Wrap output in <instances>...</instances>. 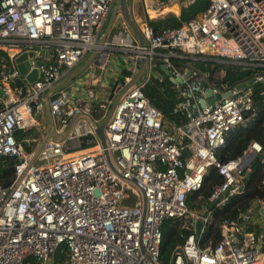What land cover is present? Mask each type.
<instances>
[{"label": "built area", "instance_id": "1", "mask_svg": "<svg viewBox=\"0 0 264 264\" xmlns=\"http://www.w3.org/2000/svg\"><path fill=\"white\" fill-rule=\"evenodd\" d=\"M163 1L186 6L195 0ZM114 3L0 0V88L5 95L0 98V159H14L10 182L0 184V264H52L58 249L64 253L59 264H163L162 226L171 218L181 221L182 238L172 264H264V195L236 218L223 219L216 242L203 240L213 222L212 208L243 192L255 157L264 161L257 141L235 159L217 158L230 133L257 114L252 87L208 83V69L180 64L192 59L264 68V0H208L202 13L159 31L146 18L139 26L144 46L128 40L130 29L120 14L112 27L121 37L99 42ZM28 51L33 52L28 71H39L33 83L14 61ZM42 51L47 56H40ZM113 51L131 56L128 74L116 78L110 92L91 85L78 94L61 86L45 99L87 53L105 54L108 64ZM142 57L147 59L145 74L123 93L104 128L109 163L92 119H103L112 96L135 75ZM38 60L42 65H36ZM160 64L182 79L171 87L179 98L173 113H182L185 121L172 127L165 126L163 113L143 91L152 79L162 80L156 70ZM252 78L264 81V72ZM208 90L221 98L201 106ZM45 103L54 135L33 159L35 150L27 151L14 134L40 125L36 116ZM211 167L222 182L208 197L198 195L196 207H188V193L200 190ZM262 187L264 192V178ZM198 220L202 225L195 234Z\"/></svg>", "mask_w": 264, "mask_h": 264}, {"label": "trees", "instance_id": "2", "mask_svg": "<svg viewBox=\"0 0 264 264\" xmlns=\"http://www.w3.org/2000/svg\"><path fill=\"white\" fill-rule=\"evenodd\" d=\"M208 0H195L188 3L186 6L180 5V12L170 14L169 16L159 20H148L149 24L159 31L166 27H178L188 21L191 17L196 16L207 8ZM152 12V11H151ZM264 41V39H263ZM4 54V53H2ZM174 60V59H173ZM179 63L180 60H175ZM183 61L182 63H184ZM180 63V64H182ZM198 64L206 65L208 67V83L225 82L229 85L238 84L252 78L256 73H261L264 68H250L233 64L211 63L208 61H196ZM184 65V64H182ZM158 72L162 71L156 67ZM219 71L224 72L222 76H216ZM127 71L119 79L127 75ZM172 83L168 78L163 80L152 79L144 88V93L149 97L153 106L157 107L164 115L174 123L185 121L182 113H173V107L178 102L177 91L173 89ZM252 87V95L257 106V114L246 125L236 127L228 136L225 144L217 151V158L219 161H226L235 159L241 156L247 149L249 143L253 141L259 142L264 148V100L262 93L264 92V81H256ZM17 142L21 143L27 151H32L38 144L41 136L40 132L31 127L28 129L17 130L14 134ZM14 159L2 157L0 159V184L7 185L13 176ZM264 178V161L261 156L257 160L252 161L249 172L245 178L243 192L231 197L222 207H213V222L208 225L204 232L203 240L212 239L216 242L220 238L219 223L223 219H233L237 215L251 206L259 198L264 195L262 187V179ZM223 177L218 173L215 167H211L203 179L199 191L188 193L186 197V204L188 207H193V201L197 200V196L201 195L206 198L211 193L212 187L221 183ZM180 220L166 219L162 226V242L160 246V255L163 264H167L173 249L182 242L179 236L181 230L179 229ZM184 231H190L185 229ZM64 258V253L58 249L53 253L52 264H59ZM30 264L34 261L30 260Z\"/></svg>", "mask_w": 264, "mask_h": 264}, {"label": "water", "instance_id": "3", "mask_svg": "<svg viewBox=\"0 0 264 264\" xmlns=\"http://www.w3.org/2000/svg\"><path fill=\"white\" fill-rule=\"evenodd\" d=\"M118 14H120V16L123 18L124 22L128 25L130 32L133 35H135L139 46H144L145 45L144 37L140 31L139 25L136 23L133 15L131 13L128 0H115L114 6H113L112 11L110 13V16L107 20L106 26H105V28H104L101 36H100V42H103L105 40V38L107 37V35H108V33L112 27L114 18ZM94 54H95V52H94ZM39 55L40 56H47V52L42 51V52H40ZM32 57H33V52L28 51V52L20 53L14 59L19 72L21 73V75H23L25 77V79L28 83H33L39 77V71L37 68H34V69L28 71V67L30 65V62L32 61ZM189 61H191L194 64L193 65H187L186 64V66L193 68V69H199L201 71L207 72L208 67L206 65L198 64V63H196V61H194L192 59H189ZM146 62H147V59L145 57H142L140 59V64H139L138 70L135 73V75L128 82L124 83V85L114 94V96H112L111 103H110L108 110H107L105 116L103 117V119L99 123L95 122L92 119V122L94 125V132H95L96 136L99 138L101 145L104 148V154H105L106 159L109 163H110V158H109L108 150L106 149V138H105V134H104V128L107 125V122L109 121V119H110V117H111V115L115 109V106L117 105V103H118L119 99L121 98V96L123 95V93L127 89H129L131 86L136 84L145 74ZM42 63L43 62L40 60L36 61V65H42ZM78 68H81V67H78ZM159 68L162 71L163 75L165 77H167L171 83H178L179 84L182 82V79L180 77H173L170 74V72L168 71V69L165 68V66L163 64H160ZM190 73H191V69H188L187 73L184 76L188 77ZM76 74H77V68L73 72L69 73L68 75L66 74L67 76L65 75L58 83H56L44 95L45 99L47 100L49 92L53 91L54 89H56L58 87L65 85L70 79L74 78ZM255 82H256L255 78H250L245 82L239 83L237 85V87L239 89H244L246 86H248V85L251 86ZM4 97H5V95L3 93V90L0 88V98H4ZM205 97H206L205 99H201V101H200L201 106H204L206 103H208V104L212 103L214 100L220 99L221 95L220 94L211 95L210 90H208ZM53 135H54V128L52 126L50 131L43 137L42 141L36 147V149L33 153V159L37 156L40 149L45 145V143ZM80 140H82L81 146H85L83 137H80ZM183 154L186 155V153H183ZM263 155H264V153H263ZM257 159H258V156L254 158V160H257ZM141 195H142L141 196L142 197V210L144 213L146 204H145V196H144V193L142 191H141ZM214 203L215 202L211 203L210 207H212L214 205ZM258 206L259 205H255V207H254V211H255L256 215H258V213H257ZM201 225H202L201 221L198 220L195 224V234H199ZM176 251L180 252V249L177 248ZM173 259H174V253L171 255L169 264H172Z\"/></svg>", "mask_w": 264, "mask_h": 264}, {"label": "crops", "instance_id": "4", "mask_svg": "<svg viewBox=\"0 0 264 264\" xmlns=\"http://www.w3.org/2000/svg\"><path fill=\"white\" fill-rule=\"evenodd\" d=\"M128 2H129V0H128ZM135 3H136L135 0H132V3L129 4V7H130L131 13H132L136 23L140 26L146 21L147 16L145 14V16L143 17L140 13L137 12V9H136L137 5ZM117 30L114 29L113 27H111V33L110 32L108 33L105 40H108V41L112 40L115 43L118 40V38L121 37V33ZM127 38H128V40H130L132 42L137 41L135 35H133L131 32L128 33ZM99 42H100V38H99ZM104 55L105 54H102V53H99V54L95 53L94 54V52L87 53L67 73V75H68L69 73L73 72L77 68V74L75 75V77L70 79L63 86L70 87V88L71 87L76 88L75 92H79L78 94L84 93L85 89L91 85L93 86V88L95 90L106 91L108 83L110 82L112 84V82H113V84H114L115 79L119 78L123 74V71L125 70V67L128 63L127 60L129 59L131 54H126L122 51H113L111 53V55L109 56L110 62L108 64L104 63V59H105ZM182 64L193 65L194 63L187 60ZM78 67H81V68H78ZM262 72H264V70ZM220 76H222V74ZM44 106H45L44 110H46L47 115H48L49 124L45 125V123L44 124L42 123L41 132L44 129H47V131H50V129L52 128V119H51L49 112H48V106L46 103ZM173 122L174 121H171L169 118L164 117L165 126L172 127ZM81 150L73 151V153H80Z\"/></svg>", "mask_w": 264, "mask_h": 264}, {"label": "rangeland", "instance_id": "5", "mask_svg": "<svg viewBox=\"0 0 264 264\" xmlns=\"http://www.w3.org/2000/svg\"><path fill=\"white\" fill-rule=\"evenodd\" d=\"M135 2H136L135 4L137 5L136 6L137 12L140 13L143 17L146 14L148 20H155V19L159 20V19H163V18L169 16L170 14L177 15L180 12V6L179 5H176V4L169 5V4H166L163 0H135ZM130 3H132V0H129V4ZM151 11L153 12L152 14H150ZM109 32L111 33V29ZM156 73H158V72L156 71ZM221 74L223 75V72L219 71V73L216 74V76L219 77ZM159 75L162 76L163 74L161 72H159ZM164 78H166V77L162 76V80ZM113 86H114L113 82H112V84L109 82L107 85L106 91L110 92L113 89ZM73 89L76 90V88H73ZM177 99L179 100L178 97H177ZM44 107H43L42 114H38L36 116L37 120L41 123L40 125L35 126V128L40 132V136H41L38 144L42 141L43 137L49 132V131H47V129H44L41 132L42 123L43 124L45 123V125L49 124L48 115H47L46 110H44ZM106 112H103L102 118L105 116ZM42 134H44V135L42 136ZM38 144L35 146V148L33 150L36 149ZM139 199H141V196L139 197ZM193 202L195 204L193 207H196L197 206V200H195Z\"/></svg>", "mask_w": 264, "mask_h": 264}, {"label": "bare ground", "instance_id": "6", "mask_svg": "<svg viewBox=\"0 0 264 264\" xmlns=\"http://www.w3.org/2000/svg\"><path fill=\"white\" fill-rule=\"evenodd\" d=\"M153 12H150V14H152Z\"/></svg>", "mask_w": 264, "mask_h": 264}]
</instances>
